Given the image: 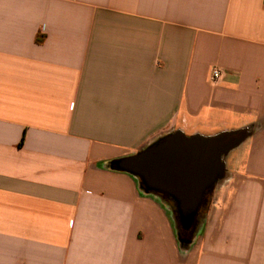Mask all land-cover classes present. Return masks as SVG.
I'll use <instances>...</instances> for the list:
<instances>
[{
    "label": "crops",
    "instance_id": "1",
    "mask_svg": "<svg viewBox=\"0 0 264 264\" xmlns=\"http://www.w3.org/2000/svg\"><path fill=\"white\" fill-rule=\"evenodd\" d=\"M236 130L186 227L120 167ZM0 264H264V0H0Z\"/></svg>",
    "mask_w": 264,
    "mask_h": 264
},
{
    "label": "water",
    "instance_id": "2",
    "mask_svg": "<svg viewBox=\"0 0 264 264\" xmlns=\"http://www.w3.org/2000/svg\"><path fill=\"white\" fill-rule=\"evenodd\" d=\"M244 138L243 130L213 136H187L176 131L123 159L120 167L139 175L150 190L173 196L186 227L191 225L206 189L224 178L226 158Z\"/></svg>",
    "mask_w": 264,
    "mask_h": 264
},
{
    "label": "built area",
    "instance_id": "3",
    "mask_svg": "<svg viewBox=\"0 0 264 264\" xmlns=\"http://www.w3.org/2000/svg\"><path fill=\"white\" fill-rule=\"evenodd\" d=\"M225 77V71L219 67H213L211 69V82L214 85H219Z\"/></svg>",
    "mask_w": 264,
    "mask_h": 264
}]
</instances>
